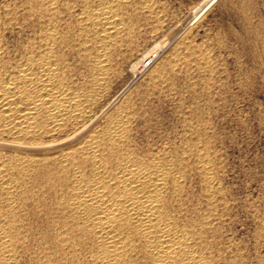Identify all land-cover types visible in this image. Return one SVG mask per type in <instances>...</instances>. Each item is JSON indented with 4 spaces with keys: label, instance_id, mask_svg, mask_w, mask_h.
Here are the masks:
<instances>
[{
    "label": "bare ground",
    "instance_id": "obj_1",
    "mask_svg": "<svg viewBox=\"0 0 264 264\" xmlns=\"http://www.w3.org/2000/svg\"><path fill=\"white\" fill-rule=\"evenodd\" d=\"M42 11L23 54L0 41V264H245L217 234L210 123L186 122L183 147L154 149L151 135L137 140L131 97L105 112L137 16L115 0L81 10L74 26ZM195 53L178 44L148 83L167 93L178 74L195 83L193 63L210 67ZM192 169L213 211L191 201Z\"/></svg>",
    "mask_w": 264,
    "mask_h": 264
},
{
    "label": "rangeland",
    "instance_id": "obj_2",
    "mask_svg": "<svg viewBox=\"0 0 264 264\" xmlns=\"http://www.w3.org/2000/svg\"><path fill=\"white\" fill-rule=\"evenodd\" d=\"M115 2L137 16L132 33L136 37L126 47L120 77L112 82L119 92L105 112L115 111L131 97L144 126L137 130V140L148 146L147 139L154 138V149L183 147L186 122L208 121L214 135L209 145L215 181L221 188L215 219L219 240L225 247L228 241L237 243L245 264H264V0H149L151 8L145 0ZM104 4L105 0H0V41L6 55L20 56L40 36L42 10H59L74 26L81 10ZM157 44V51L143 59ZM178 44L185 52H196L195 57L207 60L211 68L193 63L192 79L198 82L178 74L175 88L167 93L148 80L156 63ZM187 185L200 212L213 211L195 169Z\"/></svg>",
    "mask_w": 264,
    "mask_h": 264
}]
</instances>
